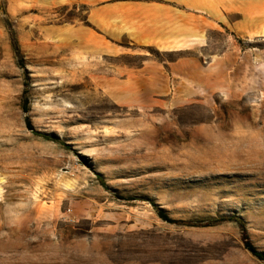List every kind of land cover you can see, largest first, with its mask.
I'll use <instances>...</instances> for the list:
<instances>
[{"label": "rangeland", "instance_id": "374dc122", "mask_svg": "<svg viewBox=\"0 0 264 264\" xmlns=\"http://www.w3.org/2000/svg\"><path fill=\"white\" fill-rule=\"evenodd\" d=\"M233 216L264 252V0H0V264H264Z\"/></svg>", "mask_w": 264, "mask_h": 264}, {"label": "trees", "instance_id": "16d2710c", "mask_svg": "<svg viewBox=\"0 0 264 264\" xmlns=\"http://www.w3.org/2000/svg\"><path fill=\"white\" fill-rule=\"evenodd\" d=\"M10 37H11V47L13 52L17 55L19 52V48H18V43L14 37V32L10 31ZM19 65H21L20 60H18ZM22 110L26 111L27 110V105H23L22 106ZM26 127L27 129L31 130V126L28 122H26ZM43 137H46L44 135H42ZM154 208V211L157 215L158 218H160L162 221L169 223V224H185V225H191L188 224V222H178L175 221L173 219H171L169 216L166 215V213L159 209L156 204L152 203L151 204ZM220 221H230L232 223H234L237 228L239 229L240 233H241V240L243 242V246L245 248L246 251H248L254 258H256L259 261H264V252L258 251L250 242L249 237L246 233V229H245V225L244 222L238 218V217H229V218H223V219H219L217 220V222H210V224H206L207 226L209 225H214V223H220ZM213 223V224H212Z\"/></svg>", "mask_w": 264, "mask_h": 264}, {"label": "crops", "instance_id": "0c3cea01", "mask_svg": "<svg viewBox=\"0 0 264 264\" xmlns=\"http://www.w3.org/2000/svg\"><path fill=\"white\" fill-rule=\"evenodd\" d=\"M133 9L141 8V7H132ZM156 6H152L151 9L155 10ZM158 8V7H157ZM156 8V9H157ZM133 27H132V33L130 34V37H132L133 43L138 45H149V44H157L158 41L157 38L159 35L158 31V20H147V19H141L140 15H137L136 17L132 18ZM151 25V27H149ZM145 26V30L147 33L143 32ZM121 35L120 32L116 33V37H119ZM150 35V36H149ZM151 37V38H150ZM116 90L120 91H127V87L125 85H119V88Z\"/></svg>", "mask_w": 264, "mask_h": 264}]
</instances>
